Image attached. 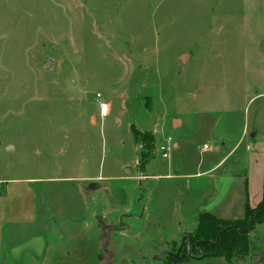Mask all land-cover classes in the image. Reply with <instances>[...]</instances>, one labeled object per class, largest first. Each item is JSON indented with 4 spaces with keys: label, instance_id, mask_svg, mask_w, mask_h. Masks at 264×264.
Returning a JSON list of instances; mask_svg holds the SVG:
<instances>
[{
    "label": "rangeland",
    "instance_id": "374dc122",
    "mask_svg": "<svg viewBox=\"0 0 264 264\" xmlns=\"http://www.w3.org/2000/svg\"><path fill=\"white\" fill-rule=\"evenodd\" d=\"M247 128L224 167L250 176L261 152L264 173V0H0V181L37 194L38 223L14 239L46 240L43 254L0 264H153L177 253L198 223L187 202L212 191L210 178L187 174ZM96 178L106 187L91 189ZM247 238L239 253L189 248L154 264H264L263 220Z\"/></svg>",
    "mask_w": 264,
    "mask_h": 264
},
{
    "label": "crops",
    "instance_id": "0c3cea01",
    "mask_svg": "<svg viewBox=\"0 0 264 264\" xmlns=\"http://www.w3.org/2000/svg\"><path fill=\"white\" fill-rule=\"evenodd\" d=\"M180 123L179 120L175 119L173 126L176 127ZM247 135L248 128L243 131L242 136L232 145L228 153H225L223 156L217 155V160L202 172L187 174L189 176L202 174L201 176H207L212 180V191L209 195L201 197L198 201L196 200V204L192 205L193 207L191 206L192 202H187L191 210L188 213L199 212L200 214L207 211L222 219L236 220L245 217L247 206L256 208L259 205L264 195V173L261 169H257L256 163L259 158L257 155L261 154V152H256L253 155L250 154L249 165L253 166L255 164V170L251 171L250 176L234 171L233 167H224L228 160L234 157L236 150L242 145ZM226 143L227 141L225 140L223 144ZM164 145H167V143ZM250 145L247 144V150L251 149ZM174 147L178 148L179 144L175 142ZM208 149H204V146L201 147V151L203 152ZM159 153L162 156L160 150ZM237 160L235 158L234 162L237 163ZM139 169L141 170V168ZM118 177L115 176L114 179ZM125 178L132 180L139 179L141 182L147 176H131L126 174ZM98 179L96 178L95 181L103 183V186L106 187V182L99 181ZM0 182L4 183V189L0 191V259H5L4 261H6L7 258H11L17 261L22 257L24 251H31L35 255L43 254L46 248L43 232L35 231L29 233V235L26 234L27 238L23 237L22 239L18 237V242L14 239L16 233H20V228H31L38 223L37 194L34 188L28 182V185H24L26 184L25 181H14V183L13 180L8 182L1 180ZM21 184L25 187H21ZM252 187L258 193L255 196H251ZM79 191L82 193L81 196H84L83 191ZM132 202L135 203V201ZM18 219H23V222L19 223ZM6 232L8 233V238H6Z\"/></svg>",
    "mask_w": 264,
    "mask_h": 264
},
{
    "label": "trees",
    "instance_id": "16d2710c",
    "mask_svg": "<svg viewBox=\"0 0 264 264\" xmlns=\"http://www.w3.org/2000/svg\"><path fill=\"white\" fill-rule=\"evenodd\" d=\"M134 133L137 134L138 132L134 131ZM146 137V134H144L143 138L145 139ZM250 220L264 221V195L256 208L246 207V215L242 219L226 220L216 217L207 211L201 212L198 216V223L195 230L192 234H189L190 245L187 246L186 243V252L190 248V251L194 253H199L202 250L207 255L209 252L216 254L223 253L225 255H230L235 252L239 253L248 244V232H242L239 229L248 228ZM224 229L226 230L219 237L220 232ZM198 242L200 243L197 246L196 244ZM173 259L179 258L176 257Z\"/></svg>",
    "mask_w": 264,
    "mask_h": 264
},
{
    "label": "water",
    "instance_id": "95a60500",
    "mask_svg": "<svg viewBox=\"0 0 264 264\" xmlns=\"http://www.w3.org/2000/svg\"><path fill=\"white\" fill-rule=\"evenodd\" d=\"M190 57V53H184L182 54L180 57H179V61L186 64L188 62V59ZM51 65V59H47L45 62H44V67L45 68H49ZM255 133L252 134V136H254ZM104 184L101 183V182H96V181H93L90 183V188L91 189H94V188H99V187H102ZM255 221L254 220H251L250 223H249V227L248 228H244V229H239L240 231L242 232H248L250 230V228L252 227V224L254 223ZM226 229L222 230L219 234V237L220 235L225 231ZM218 237V238H219ZM186 240H188V243L190 245V237L189 236H186ZM201 242H204V241H201ZM200 242H198L196 245L198 246ZM217 243V242H216ZM214 243V244H216ZM181 249H182V245L180 246L179 250L177 251V253H171L169 251H163L160 253V255L156 256V257H153L152 259V263L154 264L155 260H160L164 254H168L170 256H178L181 252ZM127 262L128 264H132V262L128 259H125L124 261H121L119 264H123L124 262Z\"/></svg>",
    "mask_w": 264,
    "mask_h": 264
},
{
    "label": "built area",
    "instance_id": "2783aa9c",
    "mask_svg": "<svg viewBox=\"0 0 264 264\" xmlns=\"http://www.w3.org/2000/svg\"><path fill=\"white\" fill-rule=\"evenodd\" d=\"M106 106H107V104L102 103V111L107 113V111H104V109L106 108ZM107 110H108V107H107ZM103 114H104V113H103ZM169 142H170V141H169ZM208 148H209L208 145H204V149H208ZM159 149H160V151L162 152V156H163L164 158H168V157H169V153H168V151L170 150V144H167V145L162 144V145L159 147Z\"/></svg>",
    "mask_w": 264,
    "mask_h": 264
},
{
    "label": "flooded vegetation",
    "instance_id": "af4514ba",
    "mask_svg": "<svg viewBox=\"0 0 264 264\" xmlns=\"http://www.w3.org/2000/svg\"><path fill=\"white\" fill-rule=\"evenodd\" d=\"M181 245H182V249H181V252H180V254L178 255V256H176V257H179V256H181L182 254H183V252H184V249H186V237L182 240V243H181ZM163 251H167V250H163ZM162 251V252H163ZM170 252V251H169ZM172 253V252H171ZM160 255V254H159ZM156 256H158V255H156ZM156 256H154V257H156ZM165 256H169V257H171V258H176L175 256H170V255H168V254H164L163 255V257L162 258H164ZM162 258L160 259V260H162ZM126 259V258H125ZM125 259H123L122 261H124ZM128 260H130V259H128ZM131 261V260H130ZM156 261H159V260H155V262ZM123 264H128L126 261L123 263Z\"/></svg>",
    "mask_w": 264,
    "mask_h": 264
}]
</instances>
